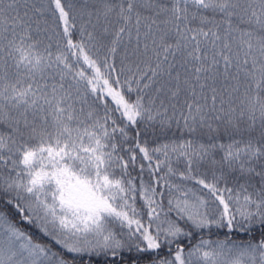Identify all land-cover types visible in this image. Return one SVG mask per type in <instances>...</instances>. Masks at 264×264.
<instances>
[{"label": "snow or ice", "instance_id": "obj_1", "mask_svg": "<svg viewBox=\"0 0 264 264\" xmlns=\"http://www.w3.org/2000/svg\"><path fill=\"white\" fill-rule=\"evenodd\" d=\"M0 264H264V0H0Z\"/></svg>", "mask_w": 264, "mask_h": 264}]
</instances>
